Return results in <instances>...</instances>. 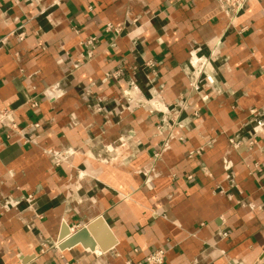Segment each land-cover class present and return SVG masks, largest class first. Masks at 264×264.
<instances>
[{
	"label": "crops",
	"instance_id": "crops-1",
	"mask_svg": "<svg viewBox=\"0 0 264 264\" xmlns=\"http://www.w3.org/2000/svg\"><path fill=\"white\" fill-rule=\"evenodd\" d=\"M129 83L168 113L128 107ZM5 107L40 127L25 143L0 124V264H264V0L233 19L217 0H0ZM99 216L113 249L59 248Z\"/></svg>",
	"mask_w": 264,
	"mask_h": 264
},
{
	"label": "built area",
	"instance_id": "built-area-1",
	"mask_svg": "<svg viewBox=\"0 0 264 264\" xmlns=\"http://www.w3.org/2000/svg\"><path fill=\"white\" fill-rule=\"evenodd\" d=\"M222 12L229 18L233 19L238 16L246 7L249 0H217ZM60 3V0H53V4ZM135 25V24H134ZM136 26V25H135ZM137 27V26H136ZM106 31L111 32L113 36L116 38L120 36L125 31H132L127 23L123 25H114L112 23H108L106 25ZM26 32L21 30L18 33V36L21 40L25 38ZM99 42V38L97 36H89L85 40L81 42L83 47V52L81 53V58L84 62L91 61L96 55V47ZM194 56V55H193ZM194 59V58H193ZM202 57H195V60L192 61L193 74L191 76L192 82L190 83L193 88H198V79L202 74V66L206 64L207 60L203 62ZM149 67H153V63H146ZM79 63H74L73 68H78ZM126 70L124 67H119L118 69L109 71L106 73L107 79H120L122 77L123 71ZM151 83V82H150ZM85 92H89V87H85ZM137 88L134 83H129V85L122 89L123 97L125 102L128 104V107H139V106H149L151 110L168 113L165 105L162 102L161 94L159 93H150V97L137 98ZM35 105L34 103L32 104ZM166 116V115H165ZM164 118L162 119V123L159 125V130L164 129V125L168 124V120ZM175 123V122H173ZM0 124L9 128L14 132L20 133L24 137V142L29 143L31 140L27 136L30 130L37 129L40 127V123H30L28 127L21 128L15 118V111L9 107H5L0 111ZM70 153V152H68ZM158 155V154H157ZM61 162V159H57L56 163ZM22 200L27 202H31L33 200V196L30 195L28 197H22V199H15L13 201L14 205L20 204ZM219 237L227 238L229 236V232L226 230H220L218 232ZM165 253L166 251L163 249H158L149 253L145 259L138 264H165ZM126 264H133L131 261H127Z\"/></svg>",
	"mask_w": 264,
	"mask_h": 264
},
{
	"label": "water",
	"instance_id": "water-1",
	"mask_svg": "<svg viewBox=\"0 0 264 264\" xmlns=\"http://www.w3.org/2000/svg\"><path fill=\"white\" fill-rule=\"evenodd\" d=\"M59 241V248L62 250L81 245L83 248L90 249L91 251H95L99 247L103 252L110 251L118 243L115 234L103 216L90 221L74 233L64 223L59 235Z\"/></svg>",
	"mask_w": 264,
	"mask_h": 264
},
{
	"label": "bare ground",
	"instance_id": "bare-ground-1",
	"mask_svg": "<svg viewBox=\"0 0 264 264\" xmlns=\"http://www.w3.org/2000/svg\"><path fill=\"white\" fill-rule=\"evenodd\" d=\"M99 252V251H98Z\"/></svg>",
	"mask_w": 264,
	"mask_h": 264
}]
</instances>
